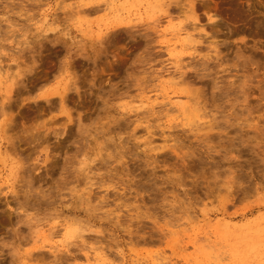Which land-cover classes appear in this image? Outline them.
Returning <instances> with one entry per match:
<instances>
[{"label":"rangeland","instance_id":"obj_1","mask_svg":"<svg viewBox=\"0 0 264 264\" xmlns=\"http://www.w3.org/2000/svg\"><path fill=\"white\" fill-rule=\"evenodd\" d=\"M0 103V264H264V0H0Z\"/></svg>","mask_w":264,"mask_h":264},{"label":"bare ground","instance_id":"obj_2","mask_svg":"<svg viewBox=\"0 0 264 264\" xmlns=\"http://www.w3.org/2000/svg\"><path fill=\"white\" fill-rule=\"evenodd\" d=\"M218 3H219V2H218ZM218 3H217V5H218ZM163 5H164V4H163ZM166 5H167V4H166ZM215 5H216V3H215ZM190 6H191V5H190ZM166 7H167V6H166ZM166 7H165V8H166ZM190 9H191V8H190ZM194 9H195V8H194ZM91 10H92V9H91ZM93 11H94V10H93ZM91 12H92V11H91ZM169 12H170V11H169ZM171 12H172V11H171ZM118 25H121V24L118 23ZM122 27H123V24H122ZM212 27H213V26H212ZM188 36H191V35L188 34ZM189 38H190V37H189ZM209 41H210V40H209ZM210 42H211V41H210ZM212 42H213V41H212ZM215 42H216V41H215ZM252 47H253V46H252ZM182 75H183V72H182ZM182 75L180 74V76H182ZM45 79H46V78H45ZM75 81H76V80H75ZM250 81H251V80H250ZM77 84H78V83H77ZM67 86H68V85H67ZM250 86H251V85H250ZM64 87H65V86H64ZM249 88H251V87H249ZM245 89H246V88H245ZM61 90H62V89H61ZM64 90H65V89H64ZM67 90H70V87H69L68 89L66 88V91H65V92H64V91L60 92V91L58 90V91H56V92L43 93V94H39V95L37 96L39 99H42V100L45 101V102H46V101H47V102H51V101L54 102L55 99H53V98H55V97H56V99H58L57 102L60 103L61 106H60V105H59V106H60L61 110H62L63 112H65V113H66V116H67V117L64 116V117H66V120H64L63 122H61V121H62V120H61V121H60L61 123H59V120H60V119H59V120L57 119V121H58L57 123H59L60 126H61V127H60V130H61L62 128H66V127H67V123H70L71 120H72V119H71L72 116L70 115L71 113H70V114L68 113L70 110L68 111V108L63 106L64 104H66L65 102H67V100L69 99L68 97H70V96L67 97V94H66V93H67ZM71 91H72V90H71ZM184 91H185V90H184ZM8 92H10V91H8ZM8 92H6V93H8ZM249 92H250V91H249ZM77 93H78V92H77ZM71 94H72V93H71ZM8 96H9V95H8ZM8 96H7V98H8ZM10 96H11V95H10ZM72 96H73V95H72ZM72 96H71V98H73ZM78 96H79V94H78ZM2 97H3V96H2ZM11 97H12V96H11ZM11 97H9V98L11 99ZM80 97H81V96H80ZM203 97H204V96H203ZM203 97H202V98H203ZM9 98H8V99H9ZM148 98H149V97H148ZM163 98H164V97H163ZM166 98L169 100V103H168V104H169V105L171 104V105L174 106V107H172V108H175V107H176V108H178L182 113H186V111H187V113H188V111L191 110V109L189 110V108L185 107V105H182V104L179 102V101H180V100H179L180 98H179V99L177 98L176 101H170V96H166ZM172 98H173V97H172ZM190 98H191V97H190ZM4 99H6V98L4 97L3 100H4ZM10 99H9V100H10ZM39 99H38V100H39ZM65 99H66V100H65ZM204 99H205V98H204ZM9 100H8V101L5 100L6 103H7V102L9 103ZM174 100H175V99H174ZM5 101H4L3 103H5ZM40 101H41V100H40ZM70 101H72V100L70 99ZM202 101H203V100H202ZM47 102H46V103H47ZM68 102H69V101H68ZM68 102H67V103H68ZM186 102H187V101H186ZM203 102H205V101H203ZM8 103H7V105H8ZM10 103H11V102H10ZM55 103H56V102H55ZM191 103H192V102H191ZM191 103H190V104H191ZM196 103H197V102H195V104H194V103H192V104H193V105H196ZM198 103H199V102H198ZM0 104H1V103H0ZM214 104H215V102H214ZM2 105H3V104H1V106H2ZM26 105H27V104H26ZM164 105H165V104H164ZM187 105H188V104H187ZM187 105H186V106H187ZM206 105H207V104H206ZM1 106H0V107H1ZM4 106H5V105H3L2 107H4ZM36 106H37V105H36ZM38 106H39V105H38ZM52 106H53V104L51 103V107H52ZM188 106H189V105H188ZM203 106H204V105H203ZM212 106H213V105H212ZM215 106H216V105H215ZM215 106H214V107H215ZM2 107H1V108H2ZM55 107H56V106H55ZM168 107H169V106H168ZM168 107L166 108V109H168V110H167V114L170 115V112H168L170 107H169V108H168ZM191 107H192V106H191ZM199 107H201V106H199ZM210 107H211V106H210ZM214 107H213V108H214ZM217 107H219V106H217ZM1 108H0V111H1V110H4V108H2V109H1ZM28 108L31 109L30 107H28ZM37 108H38V107H37ZM46 108H47V107H46ZM48 108H50V107L48 106ZM64 108H67V109H66L67 111H65ZM160 108H161V107H160ZM172 108L170 109L171 111H172ZM52 109H54V108H52ZM153 109H154V108H153ZM197 109H198V108H197ZM48 110H49V109H48ZM50 110H51V109H50ZM59 110H60V109H59ZM194 110L196 111L195 106H194L193 111H194ZM198 110H199V109H198ZM198 110H197V111H198ZM201 110H202V109H201ZM201 110H200V111H201ZM248 110H249V109H248ZM32 111H33V109H32ZM35 111H36V110H35ZM35 111H33V112H35ZM143 111H145V110H143ZM163 111H164V109H163ZM173 111L175 112L176 109H175V110L173 109ZM197 111H196V113H197L199 116H202V115H200V114H201L200 111H199V112H197ZM4 112H6V110H5ZM151 112H152V111H151ZM159 112H161V111L159 110ZM190 112H191V114L189 113V115H190V117H191V116H192V111H190ZM206 112H207V111H206ZM0 113H1V112H0ZM27 113H28V112H26V114H27ZM29 113H30V112H29ZM140 113H141V112H140ZM142 113H143V112H142ZM157 113H158V110H157ZM161 113H162V112H161ZM164 113L166 114L165 111H164ZM175 113H176V112H175ZM187 113H186V114H187ZM196 113H195V115H196ZM199 113H200V114H199ZM204 113H205V112H204ZM208 113H210V112H208ZM26 114H24L25 117H26V116H29V117H27V118H29V119L32 118V117L30 118V115H31V114L34 115V113H30V115H28V114L26 115ZM159 114H160V113H159ZM165 114H163V115H164V116H168V115H165ZM186 114H185V115H186ZM193 114H194V113H193ZM64 115H65V114H64ZM176 115H177V114H176ZM185 115L183 114V116H185ZM70 116H71V117H70ZM199 116H197V117H199ZM174 117H175V116H174ZM180 117H181V116H180ZM187 117H188V116H186V117H184V118H187ZM190 117H188V118H190ZM23 118H24V116H23ZM154 118H155V117H154ZM175 118H177V116H176ZM193 118H195V117H193ZM193 118H190V119H192V121H193ZM64 119H65V118H64ZM116 119H117V118H116ZM138 119H139V118H138ZM138 119H137V120H138ZM173 119H174V118H173ZM206 119H207V118H206ZM4 120H5V119H4ZM6 120H7V119H6ZM6 120H5V121H6ZM121 120H122V119H121ZM210 120H211V119H210ZM55 121H56V120H55ZM55 121L53 120V122H55ZM185 121H189V120H185ZM185 121H184V122H185ZM205 121H206V120H205ZM72 122H73V121H72ZM78 122H79V121H78ZM169 122H170V121H169ZM195 122H196V121H195ZM3 123H4V125L6 124L5 122H3ZM113 123H115V122H113ZM189 123H190V121H189ZM191 123H192V122H191ZM198 123H199V122H198ZM198 123H197V124H198ZM206 123H207V122H206ZM206 123H205V124H206ZM71 124H72V123H71ZM71 124H70V126H71ZM110 124H111V123H110ZM110 124H109V125H110ZM118 124H119V123H118ZM118 124H116V125H118ZM192 124H193V123H192ZM202 124L205 125L204 122H203ZM210 124H211V121H210ZM210 124H207L208 126H207V125H205V126H207V128L210 127V129H211V126H212L213 123L211 124V126H210ZM4 125H2V126L4 127ZM68 125H69V124H68ZM138 125H140V124H138ZM199 125H200V124H199ZM203 125H202V126H203ZM106 126H107V125H106ZM191 126H192V125H191ZM197 126H198V125H197ZM202 126L200 125V126H199V129H200V127L202 128ZM213 126H214V125H213ZM68 127H69V126H68ZM109 127H110V126H109ZM138 127H139V126H138ZM193 127H194V126H193ZM193 127H192V128H193ZM28 128H30V127H28ZM28 128H27V130H30V131L32 130V129H28ZM31 128H32V127H31ZM36 128H37V127H36ZM135 128H136V127H135ZM204 128H205V127H204ZM33 129H34V131H35L34 126H33ZM108 129H109V128H107V130H108ZM197 129H198V128H197ZM199 129H198V130H199ZM5 130L8 131L7 128L5 127V129H2V132L5 131ZM37 130H38V129H37ZM193 130H194V129H193ZM200 130H201V129H200ZM6 131H5V132H6ZM150 131H151V130H150ZM2 132H1V133H2ZM31 132H32V131H31ZM31 132H30L28 135H30ZM35 132L37 133V131H35ZM39 132H40V131H39ZM109 132H110V131H109ZM6 133H7V132H6ZM41 133H42V132H41ZM3 134H4V133H3ZM43 134H44V133H43ZM147 134H148V133H147ZM38 135L40 136L41 134L38 133ZM31 136H34V138H35V140H36L37 136H36L35 133H32ZM35 136H36V137H35ZM41 136H42V138H43V137L45 136V134H44V135H41ZM5 137H6V136H5ZM45 137H46V136H45ZM0 138H1V137H0ZM26 138H27V137H26ZM42 138L39 137L38 139L40 140V139H42ZM47 138H48V137H47ZM47 138H46V139H47ZM147 138H148V137H147ZM30 139H31V137H30ZM30 139H29V141H30ZM43 139H44V138H43ZM46 139H45V141H47ZM0 140H1V139H0ZM26 140H28V138H27ZM31 141H32V139H31ZM40 141H43V140H40ZM40 141H39V142H40ZM45 141H44V142H45ZM32 142L34 143V141H32ZM36 142H38V141L36 140ZM47 142L49 143V141H47ZM47 142H46V143H47ZM148 142H149V141H148ZM0 143H2V142H0ZM27 143H29V142H27ZM42 143H43V142H41V144H42ZM46 143H44V144H46ZM13 144H14V143H12V145H13ZM39 144H40V143H39ZM39 144H38V145H39ZM41 144H40V145H41ZM59 144H60V143H59ZM145 144H146V143H145ZM14 145H15V144H14ZM14 145H13L12 147H14V149H15V146H14ZM35 145H36V144H35ZM38 145H37V146H38ZM147 145H148V144H147ZM10 146H11V144H10ZM48 146H49V144H48ZM48 146H47V147H48ZM44 147H45V145H44ZM50 147H51V146H50ZM154 147L156 148V146H154ZM45 148H46V147H45ZM151 148H152V147H151ZM160 148H161V147H160ZM160 148H159V149H160ZM124 149H126V148H124ZM156 149H157V148H156ZM45 150H46V149H45ZM151 150H152V149H151ZM153 150H154V149H153ZM161 150H162V148H161ZM175 151H176V150H175ZM154 152H155V151H154ZM174 153H175V152H174ZM176 153H177V152H176ZM34 170H35V169H34ZM32 173H33V172H32ZM28 183H29V181H28ZM14 191H17V190H14ZM23 191H24V192H23ZM23 191H22V192H23L22 194H26V193H25V190H23ZM26 191H27V189H26ZM28 192H29V191H28ZM30 192H31V191H30ZM15 193H17V192H15ZM18 193H19V191H18ZM26 195H28V193H27ZM26 195H24V198H23L24 200L28 197V196H26ZM18 196L20 197L19 194H18ZM22 196H23V195H22ZM29 196H31V195L29 194ZM32 196H33V195H32ZM80 197H81V196H80ZM16 198H17V196H16ZM16 198H15L16 202H18V203H19V202H22V201L19 200V198H17V199L19 200V201H17ZM30 198H31V197H30ZM30 198H28V199H30ZM32 199H33V198H32ZM30 200H31V199H30ZM30 200L28 201V203H30ZM88 200H89V199H88ZM105 200H106V198H105ZM105 200H104V201H105ZM25 201H27V200H25ZM101 201H102V200H101ZM87 202H88V201H87ZM107 202H108V201H107ZM23 203H24V201H23ZM23 203H20V205L23 204ZM32 203H33V201H32ZM26 204H27V203H26ZM87 204H88V203H87ZM23 205H24V204H23ZM23 205H22V206H23ZM29 205H31V204H29ZM18 206H19V205H18ZM22 206H19V207L21 208ZM24 206H25V205H24ZM86 206H87V205H86ZM23 208H24V207H23ZM84 210H86V209H84ZM87 211H88V210H87ZM84 212H85V211H84ZM88 214H89V213H88ZM2 218H3V217H2ZM3 219H4V218H3ZM1 222H2V221H1ZM3 222H4V221H3ZM74 225H75V224H74ZM80 227H81V226H80ZM77 228H78V227H77ZM79 230H81V229H79ZM27 255H28V254H27Z\"/></svg>","mask_w":264,"mask_h":264}]
</instances>
